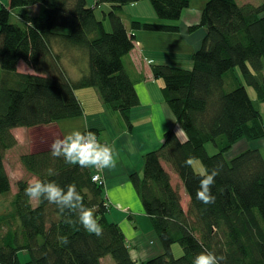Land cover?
I'll use <instances>...</instances> for the list:
<instances>
[{
  "label": "trees",
  "instance_id": "trees-1",
  "mask_svg": "<svg viewBox=\"0 0 264 264\" xmlns=\"http://www.w3.org/2000/svg\"><path fill=\"white\" fill-rule=\"evenodd\" d=\"M140 1L148 0H96L94 8L87 0H3L1 197L12 192L5 156L18 144L14 128L46 126L83 115L78 90L95 88L132 127L129 113L140 104V97L124 59L135 48V36L127 32L121 10ZM150 2L158 18L169 23L132 21L134 29L179 31L170 22L180 21L191 0ZM37 4L44 5L41 15L14 13ZM105 4L111 9L101 19L96 10ZM201 19L192 28L204 27L207 34L193 54L191 69L152 65L155 78L164 81L163 96L187 139L183 142L176 131L166 132L162 146L144 156L143 178L137 173L131 176L158 237L159 254L148 260L135 258L122 227L107 217L112 206L105 198V185L93 181V168L66 164L47 150L22 155L23 167L36 179L55 181L65 190L74 183L103 227V235L85 231L76 213L61 214L46 200L34 204L24 194L29 181L19 180L11 211L0 215V264H103L109 255L115 264H193L196 255L206 251L226 257L221 264H264V156L251 148L230 161L226 157L240 140L264 137L263 115L249 92L253 88L257 101L264 102V4L207 0ZM75 53L80 56L73 57ZM21 60L35 73H20ZM70 66L81 76L74 79ZM208 142L217 153H208ZM188 158H192L190 166L185 164ZM198 159L209 172L219 169L211 189L212 204L196 198L201 177L193 161ZM166 165L190 197L187 211ZM49 169L54 175H48ZM68 216L77 222L66 223ZM58 236H67L69 243L61 244ZM174 244L181 245V257L174 255ZM20 251L28 252L30 261L22 263Z\"/></svg>",
  "mask_w": 264,
  "mask_h": 264
},
{
  "label": "crops",
  "instance_id": "crops-1",
  "mask_svg": "<svg viewBox=\"0 0 264 264\" xmlns=\"http://www.w3.org/2000/svg\"><path fill=\"white\" fill-rule=\"evenodd\" d=\"M95 1H93V8L96 4ZM206 2L207 0H203L202 6L199 8H193L192 3H190V6L182 12L180 21L170 22L179 26V31L171 32L145 31L140 28H133L132 21L156 24L169 23L158 18L152 4L150 7V5L146 6L140 1L136 4L126 5L121 10L127 32L135 36V48L124 59L126 71L134 80L138 97H140V104L133 107L129 113L131 128L128 127L119 112L114 111L103 102L97 90L93 88L80 89L77 91V95L82 104L83 115L77 118L62 119L46 126L14 128L13 135L16 136L18 144L14 149L7 151L5 167H7L10 157L14 158V169H16L17 164L22 166V155L51 150V144L55 139H62L72 131H93L96 133L98 142L107 144L113 149L117 159L115 168L102 170L105 180L104 195L112 206V214L115 208H117L118 214H122V216L116 215L117 220L114 223L116 222L122 227V225L125 226L126 222L130 223L128 219H135L136 223L137 214L145 215L146 217L143 206L138 204L131 176L137 173L143 178L144 156L162 146L166 132L170 130L177 132L178 128L182 129L170 106H168L165 96H163L164 81L155 78L152 72V65L162 63L182 68H192L193 54L202 47L203 39L207 34V29L204 27L195 29L192 27L200 24ZM236 2L240 6L245 4H264V0H236ZM30 7L33 9L37 8L38 12L44 9V5L40 4ZM105 7L108 9L106 11L111 9L109 4H105L100 8L103 9ZM30 15L36 14L30 13ZM104 23L106 29L111 31V24L108 22ZM17 69L20 73H35V70L31 69L23 60L18 64ZM70 74L74 79L81 76V72L76 67L70 70ZM178 137L183 142L187 139L184 131ZM7 171L11 178L8 167ZM171 171L170 174L173 181ZM176 177L179 179L178 175ZM19 180L24 179L20 178ZM16 183L11 178V199L17 194ZM181 184L179 191L185 202L188 203L189 208L190 197L182 181ZM174 186L178 185L174 184ZM183 191H186V194ZM37 201L34 200V204ZM131 228H133L132 225ZM122 230L126 237L123 227ZM153 245L154 242H151L149 246L137 245L135 249L131 248V246L130 248L133 255L137 254V258L148 260L161 251V247L155 249Z\"/></svg>",
  "mask_w": 264,
  "mask_h": 264
},
{
  "label": "clouds",
  "instance_id": "clouds-1",
  "mask_svg": "<svg viewBox=\"0 0 264 264\" xmlns=\"http://www.w3.org/2000/svg\"><path fill=\"white\" fill-rule=\"evenodd\" d=\"M182 131L181 128H178L176 137ZM51 155L54 158L63 157L66 164L81 168L113 169L117 165L113 149L107 144L98 142L96 133L93 131L81 132L76 130L65 135L62 139H55L51 144ZM185 164L190 166L192 158H188ZM48 175H54L52 169L48 170ZM198 175L201 178L196 198L203 204L214 203L215 196L211 189L215 184V178L219 175V169L213 168L209 172L205 168ZM24 194L30 201L46 200L49 204L56 205L61 214H64L66 210L69 213H76L78 222L85 231L98 237L103 235V227L95 218L93 210L84 205L83 197L74 183L67 185L65 190L55 181L46 182L40 179H32L24 189ZM65 222L74 224L77 221L68 216ZM57 239L61 244L69 243L67 236H58ZM225 259L226 257L223 255L217 256L214 252L206 251L196 255L193 264H221Z\"/></svg>",
  "mask_w": 264,
  "mask_h": 264
},
{
  "label": "rangeland",
  "instance_id": "rangeland-1",
  "mask_svg": "<svg viewBox=\"0 0 264 264\" xmlns=\"http://www.w3.org/2000/svg\"><path fill=\"white\" fill-rule=\"evenodd\" d=\"M93 1L94 0H87L88 5L90 7H92L94 5ZM191 3H192L193 8H196V7L199 8L200 6H202L203 0H191ZM142 4H146V6L150 5V7H151L150 0L142 1ZM40 5H43V4H40ZM30 8L31 7L20 8L18 10H15L14 13L15 14L25 13L28 15H30V13H31V14L41 15L42 11L38 12L37 8H34V9L33 8L30 9ZM106 10H108L106 7L103 9L98 8L96 10L99 18L103 19L104 12ZM13 20L16 21L15 18H13ZM105 22L109 23V20L106 19ZM77 54L80 56L79 53H75V55H73V57H75ZM66 62H68V61H66ZM70 68H71V66H70ZM73 76H74V71H73ZM75 76H76V74H75ZM93 89H95V88H93ZM249 92H251V96L255 100V103H256L259 111L262 113L263 120H264V102H258L257 101L256 92L253 90V88H249ZM206 147H207L208 153L210 155L217 153V149H216V147H214L213 143L208 142ZM251 148L260 149L262 155L264 156V137H261L260 139H257V140H251V142L247 141V140H240V142L235 144L234 147L226 154V157L230 161L233 158H235L236 156L241 155L242 152H245ZM13 159L14 158L10 157L8 164H7V167H8L10 176H11L14 183H16L20 178L24 179L25 181H27V180L30 181L33 178H35L33 176H29L30 178L27 176V175H30V173L27 171V169L25 167H23V165L19 166V164H17L16 169H14L15 167L13 166ZM165 168H167L168 170L171 171V168L168 165H166ZM193 168L196 169L197 173H200V171L202 169H204L203 164L199 159L193 161ZM171 172L173 174L174 184L178 185V186H176L177 188H181V185H182L181 181H179V179L176 177V175L174 174L173 171H171ZM134 192H135V194H137L136 189H134ZM183 192L186 194V191H183ZM137 199H138V204L143 206L139 194H137ZM12 201H13V199H11V194L6 195V197L0 196V215L6 214L7 212L11 211ZM182 202L184 205V209L187 211L188 210V203L185 202L183 197H182ZM143 208H144V206H143ZM118 213L119 212H118L117 208H115L113 210V214H112V211H110L108 213L107 217H109L110 221L114 222L115 220H117L116 215L122 216V214H118ZM137 215L138 216H136V219H137L136 223H135V219H132V220L128 219V221L130 223L126 222L125 226L122 225L123 229L125 230L126 237H128L129 246H131V248L135 249L137 245L149 246L151 242H154L153 247L155 249H158L159 247H161L159 240H158V237L154 233L153 225L151 224L149 215H147L146 217H145V215L144 216H141L139 214H137ZM131 225L133 226V228H131ZM6 230H7V228H5L3 230V232L6 233ZM173 246H174L173 247L174 255L176 257H181V255L183 254V249H182L181 245L174 244ZM19 253H20L19 258H20V261L22 263H27L28 261H30L31 255L28 252L20 251ZM136 255L137 254L135 253L134 254L135 258H137ZM103 260H104L103 264H115L114 259L110 255L106 256V258H104Z\"/></svg>",
  "mask_w": 264,
  "mask_h": 264
},
{
  "label": "built area",
  "instance_id": "built-area-1",
  "mask_svg": "<svg viewBox=\"0 0 264 264\" xmlns=\"http://www.w3.org/2000/svg\"><path fill=\"white\" fill-rule=\"evenodd\" d=\"M2 4H3V0H0V7ZM102 170L103 169H97L93 167V181L97 182L100 185L104 184V181H105L103 174H102Z\"/></svg>",
  "mask_w": 264,
  "mask_h": 264
}]
</instances>
